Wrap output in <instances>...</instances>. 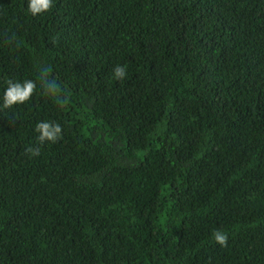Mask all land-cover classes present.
<instances>
[{
	"label": "trees",
	"instance_id": "trees-1",
	"mask_svg": "<svg viewBox=\"0 0 264 264\" xmlns=\"http://www.w3.org/2000/svg\"><path fill=\"white\" fill-rule=\"evenodd\" d=\"M27 6L0 0V97L37 81L0 107V264H264V0Z\"/></svg>",
	"mask_w": 264,
	"mask_h": 264
},
{
	"label": "clouds",
	"instance_id": "clouds-1",
	"mask_svg": "<svg viewBox=\"0 0 264 264\" xmlns=\"http://www.w3.org/2000/svg\"><path fill=\"white\" fill-rule=\"evenodd\" d=\"M53 0H28V11L33 15H39L49 11L52 8ZM113 75L117 80H123L127 75L126 65H117L113 69ZM39 82L45 93L55 99L61 107L67 102L66 99H61L60 89L54 81L48 79L47 69L43 70L39 75ZM37 89V81L24 80L22 82H13L11 79L6 81V88L3 96L0 97L2 104L0 107L4 109L11 108L18 104H23L29 101ZM35 131L39 134L38 140L41 144L45 142L55 143L62 135V128L58 123L49 121H40L35 126ZM32 156H38L40 150L38 148L29 147L25 150ZM214 241L221 247H227L228 234L220 229L212 232Z\"/></svg>",
	"mask_w": 264,
	"mask_h": 264
}]
</instances>
